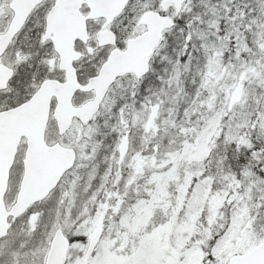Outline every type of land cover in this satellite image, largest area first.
<instances>
[{"label": "snow or ice", "instance_id": "1", "mask_svg": "<svg viewBox=\"0 0 264 264\" xmlns=\"http://www.w3.org/2000/svg\"><path fill=\"white\" fill-rule=\"evenodd\" d=\"M0 264H264V0H0Z\"/></svg>", "mask_w": 264, "mask_h": 264}]
</instances>
